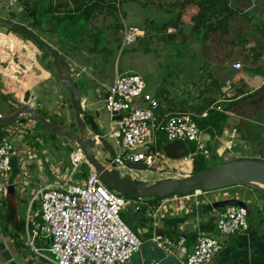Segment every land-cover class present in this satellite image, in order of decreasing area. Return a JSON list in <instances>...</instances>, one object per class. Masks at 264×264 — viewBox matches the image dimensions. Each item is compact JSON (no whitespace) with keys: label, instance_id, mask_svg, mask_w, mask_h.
Instances as JSON below:
<instances>
[{"label":"crops","instance_id":"1","mask_svg":"<svg viewBox=\"0 0 264 264\" xmlns=\"http://www.w3.org/2000/svg\"><path fill=\"white\" fill-rule=\"evenodd\" d=\"M51 1L53 5H57L59 2L67 3V0ZM48 2L49 0H47ZM68 3V8H72V4L69 1ZM226 3L227 7L235 10L237 14L230 24L233 27L230 28L231 31H234L229 35H224L221 43L224 46H227V43L233 46L232 48L227 47L224 54L219 55L223 59L221 62H217L212 58L213 60L210 63L214 64L212 72L221 78V86L226 79L231 80V89L235 95L231 101L220 104L227 115L220 135L214 138H210L207 134L204 136L205 143L212 142L213 151L210 153L202 143L198 149L204 151L205 154H203L209 159L218 158L223 162L237 159L264 160V0H226ZM201 5L207 11L211 10L212 7H215V0H127L125 6L130 21L127 25L137 27L143 31L142 37L138 39H159L163 41L162 38L165 36L178 32L185 38L193 35L194 42L200 43L203 47V45H209L211 39L203 42L199 39L198 34L192 32ZM6 10L12 12L10 9ZM24 13L23 8L19 7L14 10V16H9H12V19H15L16 22L30 28L31 26L26 23V18H29V16ZM16 16H18V19ZM99 16L101 15H96V17ZM1 17H8V15L4 12ZM32 19V22L36 20ZM51 20V16L47 18L39 16L37 18L39 23L42 22L41 29H44V23L48 24L47 28L55 26L51 25ZM215 20L214 17L211 21L215 22ZM163 25L166 27L165 30L161 29ZM172 29L174 31H171ZM34 32L39 35L36 31ZM45 33H47L46 30ZM74 34L76 33L72 35ZM78 34L83 35L84 33L80 31ZM49 35L60 43L69 41V39L72 40V35H66L67 38L58 36L56 33ZM21 36L2 37L0 51L3 50L1 46L7 43L10 44L11 48H15L16 44L34 43L23 35ZM91 37L86 36L88 44H91L89 40ZM187 41L188 39L185 42L182 40L183 43ZM19 46L22 47V45ZM16 51H18L21 59L19 62H23L21 65L28 66L26 64L28 63L30 64L29 67L32 68V64L36 62L34 61L35 58L30 56L29 58L24 47L17 48ZM93 53L96 54V52L91 53L78 48L67 51V58H63L70 69L71 80L77 85L81 80L84 83V93L81 94L82 114L85 113V110L94 114V117L88 118H92L97 132L84 124L87 133L96 139L100 148L99 151H94V154L96 152L97 159L111 158L112 156L109 155L111 152V155H113L114 145L108 135L107 119L103 121L100 116L103 109L102 100L104 95H101L99 84L105 83L108 77L99 73L100 68L92 60ZM200 58L204 59L205 57L201 55ZM74 59L77 60L79 66L76 72L75 69H72L71 64L67 62L68 60L73 62ZM235 63L240 64L241 68L239 70L233 69ZM28 69L25 68L20 74L18 73L23 80L20 79L21 77L18 79L9 76L5 72L3 75L0 74V105L7 106L3 109L0 106L2 115H7L20 105H25L21 98L23 95L28 97L29 92V96H31L35 79L43 80L41 88L43 87V90H45L44 87H47L44 91L47 97L50 95V91L54 92L52 77L49 81V78H46L42 71L40 73L37 69L35 70L37 73H34ZM101 70L106 75V69L101 66ZM115 75L111 77L110 82L105 85L106 87L112 84ZM50 82L53 85L49 84ZM7 85L15 86V88L7 89ZM36 86L38 87L37 84ZM146 88L155 96L154 88L149 85ZM218 95H220V92ZM33 96L36 95L33 94ZM55 96L56 93L54 92L53 97ZM30 101L31 103L26 105L34 106L38 103L35 97L31 98ZM23 119H25L27 126H30L28 120L36 124V121L29 117ZM3 132L4 129L0 128V138L3 136ZM99 139L105 140L109 148L108 151L100 147ZM39 145L37 147L32 145L36 147L35 149L30 148V153L34 151L35 157L21 153L12 161V183L10 186L13 187V192L8 193L0 201V264H54V258L49 251L50 242L48 240L36 239L33 248L26 245L27 202L36 190L48 185H62L67 180L69 181L74 167L69 162L70 153L68 154V166L64 160H57L55 153L52 154L49 148H44L40 152ZM136 165L139 164L133 165L134 171L131 176L144 181L148 170L136 168ZM81 168H84L83 173L81 171L82 175L71 178L69 184L84 181L82 179H84L86 169L84 165ZM169 178L174 179L176 177L171 176ZM20 179L27 181L25 191H20L18 189L19 184H14ZM236 191L241 192L246 199L258 198L256 193L249 189L240 188ZM212 199H214L212 195L207 194V192L184 199L171 196L159 201H152L147 198L140 201L142 203L138 211H135V207L139 202H129L124 209L128 208L129 210L132 206L133 213L129 212L131 218L128 217L126 222L131 225L132 231L142 240V244L151 241L156 233L166 235L171 239L184 238L187 245L191 246L201 233H214L211 211L215 201L212 202ZM20 209L24 210L23 215L20 214ZM141 250L142 247L140 252L137 253L136 261L129 264L153 263L151 261V251L153 249L146 247L144 255L141 254ZM158 253L162 258L164 251L161 249V252ZM179 263L181 264V262ZM167 264L177 263L167 261ZM212 264H264V218L263 221L252 219L247 231L226 238L222 249L215 255Z\"/></svg>","mask_w":264,"mask_h":264},{"label":"built area","instance_id":"2","mask_svg":"<svg viewBox=\"0 0 264 264\" xmlns=\"http://www.w3.org/2000/svg\"><path fill=\"white\" fill-rule=\"evenodd\" d=\"M119 33L122 49L128 44L134 45L143 35L141 29L130 25H124ZM66 52H61L63 57L67 56ZM240 68L239 63L233 65V69ZM234 95L231 80L226 79L219 98L211 108L224 113L220 104L231 101ZM102 102L108 135L114 145L112 163L122 174L131 175L135 164L150 168L166 160L157 144L161 137L167 143L191 142L196 149L201 145L202 132L194 121V115L189 112L160 114L157 98L147 90L145 81L137 73L116 72ZM22 128L24 131L29 129L27 125ZM3 129L0 138V201L8 194L12 183L13 159L21 153L35 157L34 151L30 153L31 147L23 142L24 135L16 124ZM69 157L74 167L69 181L40 188L31 194L27 202L26 245L33 248L36 239L48 240L54 264H129L142 247V240L120 216L130 200L104 184L78 146L74 147ZM83 165L86 169L84 181L69 184L76 173L82 175L80 167ZM14 184H19L18 189L25 191L27 181L20 179ZM233 188L207 194L214 198L212 202L228 199L250 201ZM203 193L196 191L189 196L174 197L184 199ZM143 200H135L139 202L135 211L139 210ZM249 206L255 207L253 204ZM249 206L227 205L213 209L214 233H201L191 246L184 238L171 239L156 233L151 241L181 264H212L226 238L248 230Z\"/></svg>","mask_w":264,"mask_h":264},{"label":"rangeland","instance_id":"3","mask_svg":"<svg viewBox=\"0 0 264 264\" xmlns=\"http://www.w3.org/2000/svg\"><path fill=\"white\" fill-rule=\"evenodd\" d=\"M117 1H119V3L117 4L116 8L112 9L105 6V10H103V13L100 14L101 16L91 19L81 30L84 33L83 35L76 33L72 35V40L69 39V41L63 42L64 45H68L64 49L60 47L61 43L58 45L49 34L45 33V28L48 27V24L44 23V29L33 27L31 26L33 19L30 17L26 18V23L31 26L30 28L36 31L39 36L57 48L60 53L64 51H73L78 48L91 53L96 52V54L93 53L92 60L100 68L99 73L108 77L106 81L104 80L105 83L99 84V87H101L100 91L102 96L104 95L107 88L105 85L110 82L111 77L114 76L116 72L118 74L124 72H134L143 78L146 86L149 85L155 89V97L157 98L161 107L164 109L167 108L171 109L172 111H185L196 114V107L198 105L203 104L210 98L217 97L218 94L214 95L213 89L211 88L212 79L210 75H214L212 72L214 64L210 63L207 65L206 63H208V61L200 58L203 52V47L200 43L194 42L193 35L184 39V36L176 32L173 34L175 35L174 39L170 42L163 40L164 38H162L163 41H160L159 39H138V42L135 44L138 49H133V45L131 44L124 46L122 49L121 40L118 38L120 33H118L119 31L117 29L121 26L123 27L124 24H129L130 21L128 20V12L125 6L127 0ZM28 2L29 5L38 10H42L43 7H46L47 5V0H28ZM23 3L24 0H0V17L3 16L5 12L8 17L2 18L15 21V19H12V16H14V10L19 7L22 8ZM6 9H10L12 12ZM16 17L18 19V16ZM4 36L22 37L20 34L0 26V42L1 38ZM86 36H93L89 39L91 44L87 43ZM187 39L188 41L183 43ZM9 45L10 44L7 43L1 46L3 50L0 51V74L3 75L5 72L7 75L19 79L21 77L19 74L25 68H29L28 70L30 72L33 71L34 73L37 69V71H40V73L42 71L45 77L49 78V81H51L52 77L54 81L53 89L56 93L55 97H53L54 92L52 91L49 92L50 97L45 95L46 92L44 91L47 89V87H44L45 90H43V87L41 88L43 80L38 78L34 80V82L36 81L35 83L33 82L34 87L32 86L33 91L32 94H30L31 96H29V92L27 94L28 97L23 95L21 99L24 104H28L31 98L35 97L38 103L34 106L29 105L30 107L39 109V111L44 114L48 120H52L64 126L68 130L75 132L76 126L74 123V114L72 108L69 105L66 92L58 83L55 71L51 64L52 58L50 55L46 53L43 48L38 47L37 44H32V42L31 44H16L15 48H11ZM19 45L24 47L25 51L28 53V57L30 56L35 58L34 61L36 62L35 64H32V68L29 67L30 64L28 63H26L28 66H23L21 65L23 62H19L21 59L18 51H16L17 48H22ZM101 66L106 69V75L102 72ZM71 67L73 70L75 69L76 72V69L79 67L77 60H73V65L71 63ZM20 79L23 80L22 77ZM49 84H52V82ZM78 85L81 94H83V81H79ZM11 87V85H7V89H11ZM12 88H15V86ZM33 94L36 96H33ZM217 98H219V95ZM0 106L1 109L7 107L4 104H1ZM93 115L94 114H92V112L85 110V113L82 114V119L85 121V119L92 117ZM100 116L101 120L105 121L106 113L103 109L100 112ZM28 124L30 125L28 126L29 129H25V131L22 130V127L26 128V125H17V127L21 129V133L24 135L23 142H26L27 146L33 145L37 147V145L40 144V152L44 148H49L52 154L55 153L57 160H64L65 164L69 166L68 154L72 153L75 145L63 137L51 134L47 129L41 127L40 125H36L31 120H28ZM205 135L206 134L204 132L201 133V143L211 153L213 151L212 142L205 143L203 140ZM99 140L101 145L100 147L107 149L108 151L109 148L105 140ZM185 144L189 150H191V148L194 146V144L191 142H185ZM33 146L31 148L35 149L36 147ZM197 150L198 152L196 155L203 153L205 154L204 151H201L198 148ZM111 154L112 152L109 156H113ZM193 156H195V154H190L187 158L180 161L161 160V162H158L154 167H146L147 169L144 168V170H148L144 181L148 184H151L156 180L164 179L166 177L169 178L172 176L176 178H182L191 175V163ZM205 158L207 159L208 165L223 162L218 158L209 159V157L206 155ZM99 160H101V158ZM69 162L71 164L70 159ZM80 171L83 172L84 168H81ZM77 176H80V174L76 173L75 177L77 178ZM238 189L240 188H233L235 191ZM18 197L21 199L20 195H18ZM130 202L133 201L130 200ZM23 211L24 210L20 209L21 215H23ZM257 211L258 210L256 207L249 206V215L247 216L248 224L251 223L252 219L263 221L264 216L257 214ZM129 212L133 213L132 206L129 210L128 208L122 209L120 216L127 226L132 230L131 225L126 222L127 218L130 217ZM137 257V254L134 255L130 262L136 261Z\"/></svg>","mask_w":264,"mask_h":264},{"label":"water","instance_id":"4","mask_svg":"<svg viewBox=\"0 0 264 264\" xmlns=\"http://www.w3.org/2000/svg\"><path fill=\"white\" fill-rule=\"evenodd\" d=\"M0 26L21 33L39 47L43 48L52 58V67L55 71L59 85L66 92L69 105L74 114L76 131L72 132L64 126L47 119L39 109L29 105H20L13 112L2 115L0 110V128L14 125L25 117L32 118L51 134L63 137L75 146H78L87 161L99 174L104 184L118 194L133 199L142 198H167L171 196H189L196 191L213 192L233 187H242L256 193V200L242 201L228 199L213 203L212 209L221 208L227 205L247 207L257 206V213L264 215V160L263 159H237L214 163L207 169L182 178H164L148 184L145 181L133 178L129 174H122L112 159L104 157L97 159L94 151H99L96 139L87 133L86 126L82 119L81 93L78 85L71 80V72L62 54L48 41L37 35L31 28L18 22L0 17ZM165 157L170 161H180L187 158L189 148L184 142L175 141L166 143L162 147ZM13 192L9 187L8 193ZM151 247L153 251L151 261L154 264H167V261H174L180 264L177 259L163 253L161 258L158 252L161 249L156 243L149 241L142 244V255L145 248Z\"/></svg>","mask_w":264,"mask_h":264},{"label":"trees","instance_id":"5","mask_svg":"<svg viewBox=\"0 0 264 264\" xmlns=\"http://www.w3.org/2000/svg\"><path fill=\"white\" fill-rule=\"evenodd\" d=\"M43 1V0H41ZM72 4V8H68L69 3ZM119 1L117 0H67V3L64 4L59 2L57 5H53L52 1L49 0L46 7H43L42 10H38L31 5H29L28 0H24L22 8L24 12L30 17L36 19L31 23V26H38L40 28L42 22H38L37 18L39 16L42 18H47L48 16L52 17L51 25H55L52 28H47L46 32L49 34L56 33L58 36H62L63 38H67L66 35H72L73 33L80 32L84 26L93 18H96V15L102 14L103 9L105 10V6L108 8H116ZM215 7L211 10H206L202 5L197 14V19L195 20L194 26L192 28V32L199 35V39L201 41H207L211 39V43L209 45H203L202 55L205 57L204 59L209 63L214 59L217 62H221L223 59L219 57V55H223L224 51H226L227 47L232 48L233 45L230 43L227 46H224L222 42V37L224 35H229L234 30L231 31L230 26L231 20L234 19L237 14L235 10L227 7L226 0L220 1L215 0ZM62 10V11H61ZM214 11V12H213ZM209 12V13H208ZM213 12L212 14H210ZM216 18L215 22L211 20ZM162 30H165L166 27L163 25L161 27ZM10 30V29H9ZM119 32L122 30V26L117 29ZM12 31V30H11ZM18 33L16 31H13ZM118 32V33H119ZM22 35L21 33H18ZM24 36V35H23ZM25 37V36H24ZM175 36L167 35L163 40L172 41ZM119 38V37H118ZM120 39V38H119ZM185 39V37H184ZM138 42V41H137ZM232 42V40H231ZM60 42H57L59 45ZM225 43V44H226ZM233 43V42H232ZM136 44V43H135ZM133 45V49H138V47ZM68 45H64V43L60 44V47L66 48ZM213 58V59H212ZM212 79L211 88L213 89V94L217 95L221 90V78L214 74L210 75ZM216 98H210L208 101H205L203 104H200L196 107V114L194 115V121L197 124V127L201 132L207 134L210 138H214L220 135L223 125L227 119V115L223 112L217 111L216 109L211 108V106L216 102ZM160 105V104H159ZM194 108V107H193ZM160 114L165 113H173V112H185V111H172L171 109H164L163 107H159ZM11 112V111H10ZM32 119V118H31ZM52 121V120H50ZM25 119H20L16 125L25 124ZM54 122V121H52ZM56 123V122H54ZM84 123L91 127L92 130L97 132L96 126L92 120V118L85 119ZM36 125H40L36 122ZM41 126V125H40ZM42 127V126H41ZM167 142L164 137H161L158 141V148L162 149L163 145ZM198 150L195 145L191 148L190 153L195 154L192 158L191 168L192 174L200 172L204 169H207L211 165L207 164V159L204 154L196 155ZM213 165V164H212ZM136 168L144 169L146 166L144 165H136ZM181 196V195H177ZM129 200L135 201L137 199L127 198ZM152 201H159L163 198H150Z\"/></svg>","mask_w":264,"mask_h":264},{"label":"bare ground","instance_id":"6","mask_svg":"<svg viewBox=\"0 0 264 264\" xmlns=\"http://www.w3.org/2000/svg\"><path fill=\"white\" fill-rule=\"evenodd\" d=\"M29 103H31V101Z\"/></svg>","mask_w":264,"mask_h":264}]
</instances>
